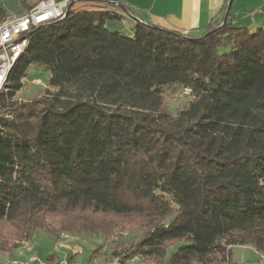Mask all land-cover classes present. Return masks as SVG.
Returning a JSON list of instances; mask_svg holds the SVG:
<instances>
[{
	"label": "trees",
	"instance_id": "obj_1",
	"mask_svg": "<svg viewBox=\"0 0 264 264\" xmlns=\"http://www.w3.org/2000/svg\"><path fill=\"white\" fill-rule=\"evenodd\" d=\"M16 1L22 16L41 0ZM82 2L30 29L0 92V223L20 239L46 216L137 218L134 255L162 264L264 254V27L234 26L225 0L201 34L134 22L126 37L105 28L121 3ZM30 66L47 88L18 101Z\"/></svg>",
	"mask_w": 264,
	"mask_h": 264
},
{
	"label": "rangeland",
	"instance_id": "obj_2",
	"mask_svg": "<svg viewBox=\"0 0 264 264\" xmlns=\"http://www.w3.org/2000/svg\"><path fill=\"white\" fill-rule=\"evenodd\" d=\"M1 7L8 16L22 14L16 0H0ZM30 4L36 0H29ZM59 2L61 0H54ZM84 4V3H82ZM78 4V8L86 6ZM235 0L232 1V9ZM252 16L249 19L259 18L256 12H243L240 16ZM132 20L128 14L121 15L120 19L106 23L105 28L110 32L119 31L123 36L131 34ZM245 25V24H240ZM244 27V26H242ZM49 74L43 69L30 66L22 80V88L15 99L30 101L42 95L47 88ZM38 80L39 84L33 83ZM187 101L184 97H174L169 103V112L175 115L176 110ZM65 229H68L64 231ZM147 230L145 223L137 218H117L113 216L95 215L91 213H72L67 215L46 216L43 218V228L27 238L24 233L21 238H14L16 228L6 223H0V242L8 241L13 246L10 258L9 252H0V264L6 261H17L19 264H45L42 259L47 255L56 254L60 257L56 264H162L154 259L137 257L133 245ZM82 231V232H81ZM86 231V232H83ZM53 232L57 236L52 238L47 233ZM97 235V237L93 236ZM101 236H105L103 240ZM14 238V240H12ZM95 250V251H94ZM92 253V254H91ZM258 253V252H257ZM112 254V255H110ZM73 260L68 263L67 259ZM231 260L234 264H259L260 260L251 247H233ZM55 264V262L53 263Z\"/></svg>",
	"mask_w": 264,
	"mask_h": 264
},
{
	"label": "crops",
	"instance_id": "obj_3",
	"mask_svg": "<svg viewBox=\"0 0 264 264\" xmlns=\"http://www.w3.org/2000/svg\"><path fill=\"white\" fill-rule=\"evenodd\" d=\"M95 0H85V5L95 4ZM100 1V0H99ZM109 4H122L116 8L119 16L128 14L132 22L156 25L168 30L182 33L201 34L209 23L223 17L225 0H102ZM233 1V0H232ZM94 2V3H93ZM83 5V4H82ZM95 5H98L97 3ZM232 5V4H231ZM100 6V4H99ZM75 8H78L77 5ZM127 10V11H126ZM256 12L259 18L240 16L242 13ZM230 20L234 26L254 31L264 27V0H235L229 10ZM245 24V25H240Z\"/></svg>",
	"mask_w": 264,
	"mask_h": 264
},
{
	"label": "built area",
	"instance_id": "obj_4",
	"mask_svg": "<svg viewBox=\"0 0 264 264\" xmlns=\"http://www.w3.org/2000/svg\"><path fill=\"white\" fill-rule=\"evenodd\" d=\"M84 0H41L28 13L22 16L6 17L0 22V92L18 57L27 45V35L31 28L42 26L52 20H62L68 6ZM33 83L39 84L38 80ZM187 94L188 92L185 91ZM259 264H264V254L257 253ZM2 264H19L6 261Z\"/></svg>",
	"mask_w": 264,
	"mask_h": 264
},
{
	"label": "water",
	"instance_id": "obj_5",
	"mask_svg": "<svg viewBox=\"0 0 264 264\" xmlns=\"http://www.w3.org/2000/svg\"><path fill=\"white\" fill-rule=\"evenodd\" d=\"M231 4H232V0H228V2H227V10H230ZM69 9H70V6L67 7L66 13L69 11Z\"/></svg>",
	"mask_w": 264,
	"mask_h": 264
}]
</instances>
